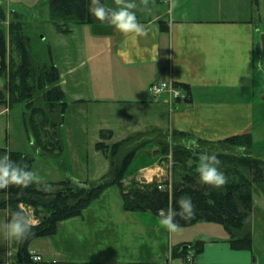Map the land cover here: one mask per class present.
<instances>
[{
	"label": "crops",
	"instance_id": "obj_1",
	"mask_svg": "<svg viewBox=\"0 0 264 264\" xmlns=\"http://www.w3.org/2000/svg\"><path fill=\"white\" fill-rule=\"evenodd\" d=\"M126 2L136 4L132 11L150 34L132 44L109 23L86 24L94 37L85 41L89 56L79 67L90 65V95L77 92V107H109V128L104 130H112L113 137L116 124L126 121L136 123L130 134L176 131L215 143L251 133L256 145L254 133L260 137L264 131V119L258 125L255 120V110H264V0H177L172 13L170 0ZM104 4L117 8L115 0ZM6 10L8 21L18 13ZM161 22L168 24V31L162 30ZM122 49L130 53L127 63L118 54ZM56 66L67 98L66 76L76 73L75 67L63 73ZM156 82L188 86L189 100H173L167 93L154 98L149 87ZM138 113L143 115L140 126L132 121ZM136 160L140 162L135 170L130 166L125 185L133 179L152 182L168 177L156 151L146 148ZM38 239L39 247L30 248L37 239L29 246L32 255L43 257L35 264H264L256 258L254 244L251 250L233 249L219 224L197 223L169 233L159 216L127 211L118 186L103 191L81 216L61 221L53 236ZM200 240L205 242L201 254L194 248L188 251L193 262L173 256L175 247Z\"/></svg>",
	"mask_w": 264,
	"mask_h": 264
},
{
	"label": "trees",
	"instance_id": "obj_2",
	"mask_svg": "<svg viewBox=\"0 0 264 264\" xmlns=\"http://www.w3.org/2000/svg\"><path fill=\"white\" fill-rule=\"evenodd\" d=\"M91 0H50L51 19L61 32H70L66 25L69 22L78 24H98L89 11ZM104 4V0H100ZM106 7V6H105ZM21 15L14 13L8 27V13L0 2V74L9 81V95L0 94V104L8 109L21 106L24 108V119L28 129L36 138L35 144L42 155H57L63 151L61 129L65 122L68 107L66 96L60 85V73L51 62L36 59L31 52L30 39L22 27ZM163 31H168V24L161 22ZM11 38V39H10ZM11 40V43H9ZM186 90L189 87L177 84ZM178 136L183 133L173 131ZM149 133H136L128 138L111 143L112 130L101 131V141L96 149L110 158V169L99 180L49 182L55 185H66L59 191H44V185L33 184L21 190L10 187L0 190V210L10 212L23 205L33 210L39 221L32 234L20 242L18 264H34L29 246L35 239L53 236L61 221L82 215L83 210L98 199L107 188L118 186L123 198L124 208L130 212H148L158 216V210L167 211L169 207L177 211L178 201L182 197H191L196 206L195 216L191 220L177 217L180 227H189L197 223H216L225 228L230 236L231 247L235 250L253 249V231L249 222L255 209L254 190L264 193V156L256 151L251 133L229 137L220 142L196 141L199 148L189 151L184 143H176L173 157L172 179L162 182L137 181L133 179L125 185L124 179L136 155L146 149L151 142ZM199 142V143H198ZM163 152H161L162 155ZM203 153L217 154L221 161L219 166H230L224 174L228 183L222 188H215L200 182L197 167L189 165L191 155ZM9 155L10 159L26 170L31 171L33 158L0 147V157ZM230 174V175H228ZM164 185L160 188V185ZM27 212V211H26ZM28 213V212H27ZM205 242L197 241L179 245L173 249L175 258L190 262L188 251L194 248L197 254L204 250ZM192 262V261H191Z\"/></svg>",
	"mask_w": 264,
	"mask_h": 264
},
{
	"label": "rangeland",
	"instance_id": "obj_3",
	"mask_svg": "<svg viewBox=\"0 0 264 264\" xmlns=\"http://www.w3.org/2000/svg\"><path fill=\"white\" fill-rule=\"evenodd\" d=\"M0 2L6 9L10 7V10H14L21 15L20 20L22 21L23 31L30 39L31 52L36 59L39 58L44 62L53 61L54 64L56 61V65L63 73L73 67L76 70V73H66L67 84L64 87L68 93L66 101L69 104L65 112V122L61 129L63 151L57 155L40 154L39 148L35 144L36 138L26 125L24 119L25 109L21 106L8 109L2 104H0V147L33 158L31 171L40 177V185L70 179L81 182L99 180L107 173L106 168L110 163V158H106L102 151L97 150L96 144L102 140L101 131L109 128L105 125L109 124L108 111L110 110L107 106H94L93 104L80 110L74 101L77 92L84 93L86 98L90 95L87 91L88 84L86 80L90 65L79 67L82 58L87 59L89 56L85 51V41L94 37L90 27L85 26L86 24L69 22L66 26L70 28V32L59 31L51 19L50 0H0ZM8 22H11V20L6 21L7 24ZM9 43H11V40H9ZM9 91L7 76L0 75V94L3 93L8 96ZM260 119H264V110L258 107L255 110L256 125L260 124ZM127 121L131 122L130 120ZM132 121H138L137 125L140 126L143 124V115L140 116L139 113L134 115ZM116 126L118 129L115 131V137L111 139L114 141L104 140L109 145L112 142L124 140L129 135H134L130 133L133 131V126L136 127V123L132 126L126 121H121ZM120 133H122L123 138L118 139L117 136ZM254 136L259 141L255 145L256 151H258L256 155L261 153L264 156V131L260 134V137L257 136V132L254 133ZM147 140L151 142L147 149L152 152L156 151L158 155L163 152L161 157L171 179L173 166H175L173 157L175 144L194 141L191 138L178 136L176 133L169 131L149 133ZM139 162L136 160L132 164L131 170H135ZM188 162L191 166L194 164L199 166L200 156L193 154ZM219 168L223 173L225 170H227V173L233 171L231 174L235 172L232 169L228 170L231 167L227 165L219 166ZM234 174L233 178L236 179ZM66 187V185L61 184L55 185L52 191L56 192ZM254 200L256 207L249 222L253 231L256 258L264 261V193L255 189ZM27 212L29 216L35 217L33 210L30 213L28 208ZM8 220L10 218L6 210H0V224ZM39 243L41 242L37 239L30 248L39 247ZM19 244L20 242L10 244L4 238L3 233H0V264H17Z\"/></svg>",
	"mask_w": 264,
	"mask_h": 264
},
{
	"label": "clouds",
	"instance_id": "obj_4",
	"mask_svg": "<svg viewBox=\"0 0 264 264\" xmlns=\"http://www.w3.org/2000/svg\"><path fill=\"white\" fill-rule=\"evenodd\" d=\"M116 9H110L101 4L100 0H91L89 11L102 23L111 24L127 41L137 44L140 38H147L151 29L138 21L135 12V3L126 2V0H115ZM178 7L177 0H170L169 13H172ZM127 63L130 53L120 50L118 53ZM184 147L189 150L199 148L195 141L185 143ZM221 161L218 155L203 153L200 155V164L198 173L200 182L215 188H222L228 183L225 174L220 171L219 165ZM40 177L26 170V166L21 167L15 164L9 157L4 155L0 157V190H7L10 187H17L21 190L28 188L33 184L39 185ZM44 191H52L51 187L44 185ZM177 211L175 208L169 207L167 211L158 210L159 223L169 233H177L180 230V224L177 217L184 220H191L195 216L196 206L193 204L191 197H182L178 202ZM39 221L29 216L24 210L23 205L18 206L14 211L10 212V220L0 224V233L9 243H18L26 240L31 234L33 228L37 227ZM34 261L40 260L39 256L32 257Z\"/></svg>",
	"mask_w": 264,
	"mask_h": 264
},
{
	"label": "built area",
	"instance_id": "obj_5",
	"mask_svg": "<svg viewBox=\"0 0 264 264\" xmlns=\"http://www.w3.org/2000/svg\"><path fill=\"white\" fill-rule=\"evenodd\" d=\"M149 92L152 94V96L154 98H159L161 95L167 93L170 95V97L173 100L183 101V102H186L189 100V91L186 90L185 88H183L182 86L177 85L174 82H156V83H153L149 87ZM168 179L171 180V178H168ZM159 182H162V180ZM163 187H164V185L161 184L160 188H163ZM23 208L25 211H27V208L25 206H23ZM30 213H32L31 209H30ZM35 256L40 257V260L38 262L43 261V257L41 255H35ZM190 261L193 262L194 261L193 258H190ZM33 262L38 263L34 260H33ZM7 264H10V263H7Z\"/></svg>",
	"mask_w": 264,
	"mask_h": 264
}]
</instances>
